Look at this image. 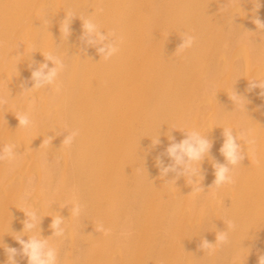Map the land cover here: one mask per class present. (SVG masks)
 Here are the masks:
<instances>
[{
  "label": "bare ground",
  "instance_id": "obj_1",
  "mask_svg": "<svg viewBox=\"0 0 264 264\" xmlns=\"http://www.w3.org/2000/svg\"><path fill=\"white\" fill-rule=\"evenodd\" d=\"M257 3L0 0V147L15 144L18 153L0 162V264H8L7 245L21 247L17 236L33 235L57 249V264H257L264 255V96L249 89L264 81V30L252 23L264 20V0ZM69 12L65 38L60 27ZM80 18L102 34L116 32L119 51L110 60L87 44ZM185 34L194 43L177 51ZM48 52L64 60V71L55 85L23 95L35 84L33 71L54 67ZM23 112L29 128L19 127ZM224 128L250 130L255 143L241 142L247 156L233 169L234 183L216 188L215 165L227 164ZM73 130L79 135L63 145ZM191 130L212 145L195 165L205 188L196 193L187 177L157 166V157L173 163L166 149ZM25 208L40 218L31 231ZM56 217L62 237L51 227ZM101 223L107 234L96 230ZM226 231L227 243L202 249ZM16 262L28 264L21 254Z\"/></svg>",
  "mask_w": 264,
  "mask_h": 264
},
{
  "label": "clouds",
  "instance_id": "obj_2",
  "mask_svg": "<svg viewBox=\"0 0 264 264\" xmlns=\"http://www.w3.org/2000/svg\"><path fill=\"white\" fill-rule=\"evenodd\" d=\"M260 7V0L257 3V9ZM73 19V15L69 12L67 13L65 19L63 20L60 31L64 37L70 35V25ZM83 21V38L86 40L87 44L98 46L97 51L101 54V57L107 61L110 60L119 51L120 38L117 37L115 31L107 34H102L98 25L94 23L91 19L80 18ZM48 23L47 19L44 21ZM256 27L260 30H264V20L259 16L252 21ZM195 37L185 34L183 36V43L179 46L177 51H183L192 47ZM45 59L52 62L54 67L45 72L48 69V64L44 63L40 66L38 71L32 72V80L35 81L34 86L31 89L24 91L23 95H28L36 90L47 88L53 86L57 82V78L61 72L65 69L64 60L52 52L45 53ZM261 89L262 91L259 95L264 96V81H251L249 89ZM230 99L236 104H241V99L238 94L233 93ZM5 101L0 97V104ZM16 118L19 121V127L29 128L32 126L33 121L28 112L17 113ZM224 143L220 149L221 154L225 157L226 165H215V181L213 186L220 188L226 184L234 183L233 179V169L239 167L241 162L245 159L246 152L242 145L243 144H254L255 139L250 138V130H241L236 135H233V130L231 128H224ZM79 135V130H73L67 133L66 138L63 141V145L71 146L75 138ZM51 138L44 140V143H49ZM174 139V138H173ZM154 144L159 143L158 140L153 141ZM211 143L196 130L188 131L187 138L180 141L179 143H172L166 149V154L170 160L173 161L172 164L164 165L162 159L157 157V166L160 167L162 173L167 175L169 172L177 174L179 176L187 177L188 184L193 186L192 193L204 191L205 188L201 185V181L204 177L200 174L201 170L199 167L195 166L200 161L203 160L206 154L210 153ZM18 153L16 151L15 144H7L0 147V162L8 161L13 162L17 159ZM182 170L177 172V167ZM31 193L26 192L25 196L30 197ZM26 217L28 218L24 222V230L31 231L37 227L40 222V218L35 209H23ZM80 205L77 204L73 206V215L80 214ZM228 230H234L236 225L233 221L228 220L227 222ZM63 220L60 217H56L51 227L55 230L54 235L56 237H62L65 234L64 227H61ZM98 232H104L107 234V230L104 228L103 224H98L96 226ZM17 243L21 246L19 249L7 245L8 253V264H17L16 256L18 254L27 257L28 264H57V249L49 245L46 240H41L37 235H33L30 239L24 240L19 236L16 237ZM228 242V231L221 232L217 235L216 242L209 243L207 240L202 242V249L208 251L209 253L215 251L218 245L225 244ZM257 264H264V255L258 257Z\"/></svg>",
  "mask_w": 264,
  "mask_h": 264
}]
</instances>
